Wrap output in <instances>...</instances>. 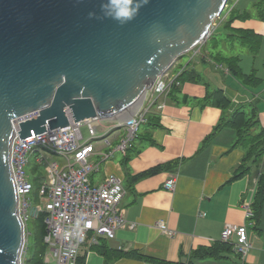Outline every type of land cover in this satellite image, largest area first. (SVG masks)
Wrapping results in <instances>:
<instances>
[{"label":"crops","instance_id":"obj_1","mask_svg":"<svg viewBox=\"0 0 264 264\" xmlns=\"http://www.w3.org/2000/svg\"><path fill=\"white\" fill-rule=\"evenodd\" d=\"M255 2L239 0L231 5L228 12L238 17L225 23V29L220 31L229 35L232 42L247 47L246 56H227L236 60L235 71L229 69L222 55L213 56L206 51L207 39L203 42L205 49L201 47L200 54L190 58L198 80L184 81L177 90L169 92L162 110L150 113L155 114V125L144 123L126 153L114 149L123 128L110 145H96L111 155L100 162L99 170L91 173L90 179L97 184L108 174L120 177L125 195L119 208L127 225L118 228L112 238L89 232L80 247L78 264H106L104 250L108 255L121 253L110 264L187 263L194 249L219 241L227 223L247 227L251 247L243 264H264V204L257 223L246 216L243 207L245 202L251 207L254 201L258 180L264 174V159L259 166L233 177L244 149L234 145L233 127L227 124L216 129L222 118L240 104L246 105L248 113L255 109V130L264 129V19L258 17ZM247 3H252L250 8ZM234 31L260 35L258 50L255 52L244 43L238 33L231 36ZM217 88L229 99L228 109L206 100L208 91ZM99 125L100 130L111 126L102 121ZM90 159L96 162L100 157L94 153ZM171 176L175 177L173 191L164 186ZM160 221L174 232L169 235L162 231L158 227ZM43 264L56 261L46 258L45 253ZM199 264L235 262L230 252L218 260L204 259Z\"/></svg>","mask_w":264,"mask_h":264},{"label":"water","instance_id":"obj_2","mask_svg":"<svg viewBox=\"0 0 264 264\" xmlns=\"http://www.w3.org/2000/svg\"><path fill=\"white\" fill-rule=\"evenodd\" d=\"M228 0H147L120 25L109 0H0V264H22L24 225L9 152L70 121L112 125L137 111L156 78L207 41ZM94 12L96 17L89 18Z\"/></svg>","mask_w":264,"mask_h":264},{"label":"built area","instance_id":"obj_3","mask_svg":"<svg viewBox=\"0 0 264 264\" xmlns=\"http://www.w3.org/2000/svg\"><path fill=\"white\" fill-rule=\"evenodd\" d=\"M202 45L203 43H200L190 50L191 59L200 54ZM173 65L156 78L131 118L122 123L112 124L104 130H100L101 120L96 118L80 122L70 121L67 126L46 128L44 132L20 139L17 134L19 122L34 116L35 113L13 120L15 135L10 145L9 165L17 194V213L24 226L30 214L29 194L33 189V183L25 171L29 161L28 155L36 146H41L62 158L61 161L52 160L47 164V182L40 188L44 194L42 203L31 212L35 217L40 212L45 213L43 240L47 246L46 258L54 259L56 264H78L80 247L86 241L89 232L112 238L118 228L127 225L119 208L125 195L120 177L108 174L97 184L90 179V174L99 170L100 162L111 155L110 151L103 152L98 149L93 141L99 140L105 146L110 145L112 140L110 136L123 128L124 132L114 149L126 153L137 138L139 127L147 122L150 113L162 110L171 86L181 85L178 80L179 73L171 72ZM83 128L86 130V136ZM118 135L120 132L114 137ZM94 153L99 155V161L94 162L90 159ZM43 158L40 156L39 161ZM164 186L173 191L175 177L168 178ZM243 207L246 216L251 219L250 205L245 202ZM158 227L169 235L174 232L168 229L163 221L158 223ZM220 240L233 244L234 262L243 264L251 247L246 225L227 223L221 232Z\"/></svg>","mask_w":264,"mask_h":264},{"label":"trees","instance_id":"obj_4","mask_svg":"<svg viewBox=\"0 0 264 264\" xmlns=\"http://www.w3.org/2000/svg\"><path fill=\"white\" fill-rule=\"evenodd\" d=\"M254 7L257 10L258 17L264 19V0H256ZM229 20L225 23H230L232 19L237 18L233 12L229 13ZM246 17V16H244ZM238 33V35H237ZM215 35V34H214ZM211 34V37L214 36ZM237 35L242 39L246 44H249L255 52L258 50L260 35H257L249 31H234V34L231 36ZM214 38V37H213ZM209 40V39H208ZM208 42V41H207ZM206 42V44H207ZM202 48L203 45H202ZM205 49V48H204ZM229 66L230 70L235 71L237 66L235 65L236 60L234 58H222ZM178 80L180 83L184 81H197L198 74L192 66H190V61L183 67L178 75ZM179 88L177 85H172L170 91H175ZM169 91V92H170ZM171 93V92H170ZM206 100L211 101L214 105L222 107L223 109H228L230 106L229 99L223 93V90L220 88L209 90L206 94ZM147 123L155 125V114L149 115ZM229 125L236 130V138L234 145H240L244 149V155L237 169L235 170L234 176H239L249 171L253 166H259L261 161L264 159V129L255 130L257 125L256 111L254 108L247 112L246 105L240 104L236 106L228 116L222 118L218 123L217 128L222 127L223 125ZM264 204V174H261L258 180V186L255 193L254 201L251 205L252 219L257 223L261 214L262 206ZM45 213L40 212L36 216V237L34 243L31 245V252L29 257L23 262V264H43V257L46 253L47 246L44 243L43 236L45 234V223H44ZM233 244L230 242H225L219 240L214 242L212 245L202 248L194 249L191 255V258L187 263L182 261L169 262V261H160V264H199L200 261L204 259H215L218 260L224 256L225 253H232ZM28 250V245H27ZM29 251V250H28ZM105 257L106 264H110L111 261L120 256L121 253L107 254V251L102 252Z\"/></svg>","mask_w":264,"mask_h":264},{"label":"rangeland","instance_id":"obj_5","mask_svg":"<svg viewBox=\"0 0 264 264\" xmlns=\"http://www.w3.org/2000/svg\"><path fill=\"white\" fill-rule=\"evenodd\" d=\"M239 0H228L223 11L221 12L220 16L215 19L213 25L215 29H217L216 34L208 38V42L206 44V51L211 55L220 54L224 58L229 56H235V57H243L246 56V53L248 51L246 50L247 47H243L240 44H238L236 41L232 42L229 38V35L226 33H220V31H223L225 29V24H223V21L225 22L229 16V8L232 7L231 5H236ZM242 3L248 2V0H241ZM252 3H247L251 7ZM219 28V30H218ZM219 32V34H217ZM192 52L188 51L185 54L181 55L178 60L175 62L173 67L171 68L172 73H179L180 68L184 65H186L190 61V54ZM250 55L253 53L249 52ZM195 58V57H193ZM144 124H141L139 127V133H141V130L143 129ZM121 130L117 131L120 132ZM83 133L86 136V130L83 128ZM115 133V134H117ZM115 134L111 135L110 138H113ZM94 145H99L101 142L99 140L93 141ZM43 156V160L39 161V157ZM29 161L27 165L25 166L26 175L29 178V180L33 183V189L31 193L29 194V202L31 204L29 208V218L27 220L26 226H24V232H25V244L22 252V264L25 262V260L29 257V254L31 252V245L34 243V239L36 237V217L32 215V211L37 208L38 205L42 203V199L44 194L40 191L41 186L47 182V171L46 166L48 163H50L52 160H58L61 161L62 158L55 153L51 151H47L45 148L41 146H36L35 149L28 155ZM28 245V250H27Z\"/></svg>","mask_w":264,"mask_h":264},{"label":"clouds","instance_id":"obj_6","mask_svg":"<svg viewBox=\"0 0 264 264\" xmlns=\"http://www.w3.org/2000/svg\"><path fill=\"white\" fill-rule=\"evenodd\" d=\"M109 3L115 8L114 15H110L105 12L107 5L101 4V12H104L105 19H113L118 24L124 25L133 19L139 13V9L143 4L147 3V0H109ZM89 18L96 17L94 12L88 13Z\"/></svg>","mask_w":264,"mask_h":264}]
</instances>
